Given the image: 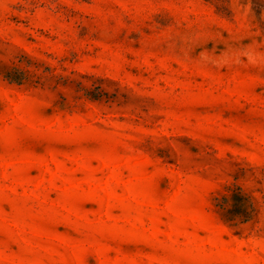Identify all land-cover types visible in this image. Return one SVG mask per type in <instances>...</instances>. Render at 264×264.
I'll use <instances>...</instances> for the list:
<instances>
[{
  "label": "rangeland",
  "instance_id": "1",
  "mask_svg": "<svg viewBox=\"0 0 264 264\" xmlns=\"http://www.w3.org/2000/svg\"><path fill=\"white\" fill-rule=\"evenodd\" d=\"M0 264H264V0H0Z\"/></svg>",
  "mask_w": 264,
  "mask_h": 264
}]
</instances>
